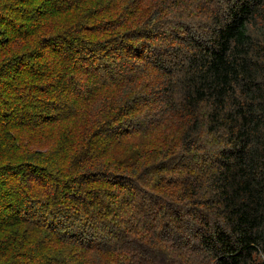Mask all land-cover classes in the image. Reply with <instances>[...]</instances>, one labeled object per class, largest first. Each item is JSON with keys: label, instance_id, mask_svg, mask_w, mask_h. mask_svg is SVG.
Listing matches in <instances>:
<instances>
[{"label": "trees", "instance_id": "trees-1", "mask_svg": "<svg viewBox=\"0 0 264 264\" xmlns=\"http://www.w3.org/2000/svg\"><path fill=\"white\" fill-rule=\"evenodd\" d=\"M0 264H264V0H0Z\"/></svg>", "mask_w": 264, "mask_h": 264}]
</instances>
